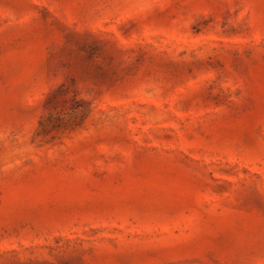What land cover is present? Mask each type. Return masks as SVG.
Instances as JSON below:
<instances>
[{"label":"rangeland","instance_id":"374dc122","mask_svg":"<svg viewBox=\"0 0 264 264\" xmlns=\"http://www.w3.org/2000/svg\"><path fill=\"white\" fill-rule=\"evenodd\" d=\"M0 264H264V0H0Z\"/></svg>","mask_w":264,"mask_h":264}]
</instances>
